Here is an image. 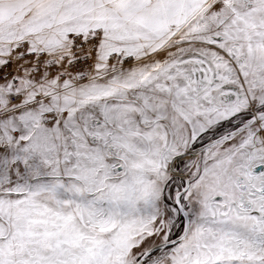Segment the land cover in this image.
<instances>
[{
	"label": "snow or ice",
	"instance_id": "6c2138e0",
	"mask_svg": "<svg viewBox=\"0 0 264 264\" xmlns=\"http://www.w3.org/2000/svg\"><path fill=\"white\" fill-rule=\"evenodd\" d=\"M0 264H264V0H0Z\"/></svg>",
	"mask_w": 264,
	"mask_h": 264
}]
</instances>
